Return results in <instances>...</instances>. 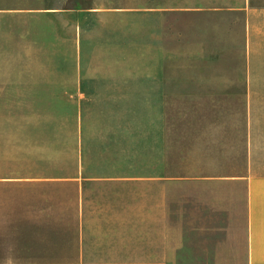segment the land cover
I'll use <instances>...</instances> for the list:
<instances>
[{
    "label": "crops",
    "instance_id": "1",
    "mask_svg": "<svg viewBox=\"0 0 264 264\" xmlns=\"http://www.w3.org/2000/svg\"><path fill=\"white\" fill-rule=\"evenodd\" d=\"M140 1L116 8L146 16L145 72L102 78L99 91L146 97L142 165L123 167V153L86 152L83 140L124 137L74 124L80 147L72 170L0 177V203H12L0 217L9 226L0 251L12 253L0 264H177L190 235L196 243L209 235L211 264H264V0ZM97 10L78 0H0V20L51 23L45 39L19 26L18 37L0 46V64L20 58L12 48L24 50L23 59L27 50L52 53L53 18ZM70 47L74 55V21ZM0 81L6 91L34 87L30 78ZM38 81L51 92L37 95H88L76 90L74 68L62 85ZM207 218L223 231L200 233Z\"/></svg>",
    "mask_w": 264,
    "mask_h": 264
},
{
    "label": "rangeland",
    "instance_id": "2",
    "mask_svg": "<svg viewBox=\"0 0 264 264\" xmlns=\"http://www.w3.org/2000/svg\"><path fill=\"white\" fill-rule=\"evenodd\" d=\"M78 1L84 7L98 9V12L92 15L76 12L74 17L60 15L53 18V30L56 24L59 36L56 50H52V53L41 48L27 50L28 57L23 59L24 50L12 48V55L18 56L14 53L19 52L21 59L12 57L8 59L10 63L0 64V79L2 76L15 78L18 86V78H30L34 86L26 91L0 89V177L65 175L76 163L80 140H72V130L74 124L78 130L81 122L87 129L107 131L103 135L106 138L116 135L124 137V140H83L86 152L123 153V167L140 166L142 164L138 157L146 156V97L106 96L103 91H99L106 82L102 78L120 72H145L146 16L117 10L116 7L129 6L134 3L133 0ZM59 2L65 4L66 0ZM36 20V26L25 24V19L17 17L0 20V46L4 41L18 37L19 26L32 27V33H35L36 27L39 38H50V21L46 18ZM72 21L75 22L74 55L70 47ZM22 30L24 34L26 29ZM50 59L53 63H42ZM20 60H26V63H20ZM72 68L76 90L80 88L78 93L85 92L87 96L37 95L51 92L37 89L39 79L52 77L62 85L70 78ZM6 92L26 94L5 95ZM125 154L134 156V159H128ZM90 163L92 161L87 160V164ZM14 206L18 207L17 203ZM11 208V202L7 205L0 203V217L3 211ZM206 220L210 223L199 226L202 228L200 233L219 234L223 231L222 226H216L210 218ZM7 227L0 225V234L7 232L3 230ZM215 227L219 229L213 231ZM193 237L190 235L192 240L188 239L177 264H211L213 242L206 240L209 235L200 236L197 243ZM10 253L12 251L3 248L0 257Z\"/></svg>",
    "mask_w": 264,
    "mask_h": 264
},
{
    "label": "trees",
    "instance_id": "3",
    "mask_svg": "<svg viewBox=\"0 0 264 264\" xmlns=\"http://www.w3.org/2000/svg\"><path fill=\"white\" fill-rule=\"evenodd\" d=\"M0 184H2V183L0 182Z\"/></svg>",
    "mask_w": 264,
    "mask_h": 264
}]
</instances>
